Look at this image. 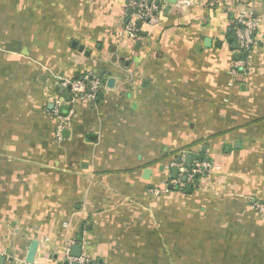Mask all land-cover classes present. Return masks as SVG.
<instances>
[{"label": "crops", "instance_id": "0c3cea01", "mask_svg": "<svg viewBox=\"0 0 264 264\" xmlns=\"http://www.w3.org/2000/svg\"><path fill=\"white\" fill-rule=\"evenodd\" d=\"M173 1L133 42L130 0H0L4 264L33 241L37 264H60L69 243L91 264H264V0ZM244 11L260 26L235 77ZM89 74L106 89L75 103L58 141L60 83ZM188 155L216 168L153 196Z\"/></svg>", "mask_w": 264, "mask_h": 264}, {"label": "built area", "instance_id": "2783aa9c", "mask_svg": "<svg viewBox=\"0 0 264 264\" xmlns=\"http://www.w3.org/2000/svg\"><path fill=\"white\" fill-rule=\"evenodd\" d=\"M185 4L189 3L186 2ZM129 7L132 9L133 15L126 26L124 35L128 36L133 42H138L141 40L139 23L154 24L157 13L162 9L161 3L158 0H130ZM259 26V21L250 12H241L237 17L234 28V39L241 59L233 65L231 74L235 77H246L250 71L253 53L257 46L256 40ZM60 86L69 89L71 93L69 102L71 109L67 115H63L59 111L55 113L58 118L56 135L58 141L64 139L67 125L75 117L73 109L75 103L83 100L95 102L103 90L106 89L105 82L98 74H89L82 79H65L60 83ZM175 168L179 169V175L174 180L172 178V170ZM214 168L216 167L212 163L201 159L193 160L190 167L173 163L168 171V183L164 185L162 190L155 188L151 189L150 193L155 197H159L162 193L169 192L170 185L179 189H184L189 185L195 186L201 177L209 175L213 172ZM183 179H186V181ZM254 207L257 212L264 214V204L254 203ZM72 247L73 244L69 243L65 250L64 260L60 264H91L89 259L84 255H81L79 258L72 256ZM52 263L55 264L54 262ZM34 264H37V262Z\"/></svg>", "mask_w": 264, "mask_h": 264}, {"label": "water", "instance_id": "95a60500", "mask_svg": "<svg viewBox=\"0 0 264 264\" xmlns=\"http://www.w3.org/2000/svg\"><path fill=\"white\" fill-rule=\"evenodd\" d=\"M173 2H176V0H174ZM139 27H141V23H139L138 25ZM74 46H76V43L73 44ZM142 44L139 43L138 46H141ZM234 49H237V45H234ZM83 50V49H81ZM238 58L240 59V57L238 56ZM114 84V81L112 79H110L108 81V86L112 87ZM193 156L192 155H188L185 157L184 163L187 167H190L193 163ZM178 165L182 164L181 160L177 161ZM179 175V169L175 168L172 171V178L175 180L178 178ZM184 181H186V179H183ZM38 248H39V243L37 241H33L30 245V249L28 252V255L25 259L24 264H34L36 262L37 259V252H38ZM72 255L76 258H79L81 256V247L80 246H75L73 247V251H72ZM5 263V259L3 257H0V264H4ZM66 264V263H65Z\"/></svg>", "mask_w": 264, "mask_h": 264}, {"label": "trees", "instance_id": "16d2710c", "mask_svg": "<svg viewBox=\"0 0 264 264\" xmlns=\"http://www.w3.org/2000/svg\"><path fill=\"white\" fill-rule=\"evenodd\" d=\"M100 77H101V79H102L103 81H105V80H104V76H103L102 74H101ZM201 160H205V159L202 158ZM194 187H195V186L189 185V186L186 187V188H187L186 191L189 193V192H191V191L194 189Z\"/></svg>", "mask_w": 264, "mask_h": 264}]
</instances>
